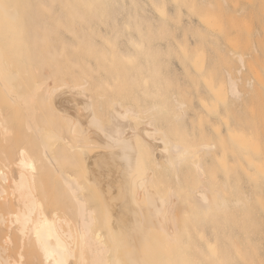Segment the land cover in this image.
<instances>
[{
    "label": "bare ground",
    "instance_id": "bare-ground-1",
    "mask_svg": "<svg viewBox=\"0 0 264 264\" xmlns=\"http://www.w3.org/2000/svg\"><path fill=\"white\" fill-rule=\"evenodd\" d=\"M141 1L0 0V264H250L263 125L217 110L238 78L177 67Z\"/></svg>",
    "mask_w": 264,
    "mask_h": 264
},
{
    "label": "rangeland",
    "instance_id": "rangeland-1",
    "mask_svg": "<svg viewBox=\"0 0 264 264\" xmlns=\"http://www.w3.org/2000/svg\"><path fill=\"white\" fill-rule=\"evenodd\" d=\"M163 1L168 8L167 24L165 27L162 26L164 29H160L163 33L162 37L164 36L163 39L161 38L157 41L158 44L164 45L165 43L167 45L168 59L171 61L174 59L176 64L179 61L177 67L182 65L181 62L184 63L187 60L189 70L200 68V64L196 67V63L201 61V69L205 68L206 70L208 68L207 70H210V67L213 68L211 69L212 72L210 70L211 73L209 72L210 74L207 73V75L215 81V91L220 90L219 88L222 84H219L220 82L218 81L220 79L224 81L226 73L230 71L229 75L238 78L239 89L243 91V98H241L243 103L239 101V105L235 103L226 107L227 109L216 106L217 110L224 112V114L226 113L225 115L229 117L230 121L235 118L233 124L237 122V125L242 129L248 123L249 126H253H246L253 130L251 132H254V127H257V125H263L261 130L263 129L264 131V83H261L264 82V0H227L226 7L222 6L221 0H205L204 4L196 0H187V6L184 4L174 5L172 0ZM148 2L146 3L148 6L144 5L145 8L149 7L150 4ZM144 13L145 11L143 13L142 11L140 12L141 15ZM146 15L144 14V16ZM209 18L214 23L216 22L217 29L213 30L212 26L209 27L206 23H203L205 19ZM181 19L190 21L192 19L193 23L194 21L196 23H192L191 26L184 30L183 26L186 21H181ZM180 46L186 48V52L188 51L189 53L184 54ZM196 51L198 52L197 55ZM182 66L179 68L185 67V65ZM238 69H240L239 72L237 71ZM222 70L225 74L222 73ZM186 75L188 74L185 73L182 76L186 77ZM249 78L252 79L254 87L248 91L245 81ZM260 80L263 81L260 82ZM216 84L219 88H217ZM256 85L259 87L258 91L256 90L257 88L255 89ZM257 96L259 99L257 98L256 100ZM207 97L210 98L209 96ZM209 110L206 111L209 113ZM255 113H257L256 118ZM242 115L245 116L241 118ZM231 117L234 118L231 119ZM247 133H250V131H247ZM261 201L253 200L254 207H257ZM262 217H258L259 222L262 223L259 225L258 231L256 229L257 232L252 233L251 239L245 240L246 248L250 251V264H264V218Z\"/></svg>",
    "mask_w": 264,
    "mask_h": 264
}]
</instances>
